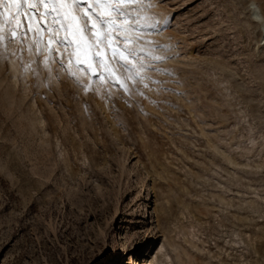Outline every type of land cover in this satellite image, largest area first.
<instances>
[{"label": "rangeland", "instance_id": "1", "mask_svg": "<svg viewBox=\"0 0 264 264\" xmlns=\"http://www.w3.org/2000/svg\"><path fill=\"white\" fill-rule=\"evenodd\" d=\"M155 3L143 69L93 50L111 82L51 5H0V264H264V0Z\"/></svg>", "mask_w": 264, "mask_h": 264}, {"label": "snow or ice", "instance_id": "2", "mask_svg": "<svg viewBox=\"0 0 264 264\" xmlns=\"http://www.w3.org/2000/svg\"><path fill=\"white\" fill-rule=\"evenodd\" d=\"M36 2L37 0H0V5L9 4L19 6L29 5ZM38 2L42 5L48 4L52 6L48 15L51 17L49 23L52 24L53 29L56 31L66 30L68 32L69 35L58 40V43L62 47H75L87 57L89 52H93L96 47L103 45L104 47L111 49V61L118 62L124 68L125 73H137L140 69L145 67L143 63H140L139 68H133L131 64L128 63V60L129 58L139 59L137 50L141 47V43L140 38L134 35L135 28L141 18L148 22L154 21V17L148 15V13L156 6L155 0H38ZM93 3L98 7L103 8L105 14L100 15L95 8L88 7ZM72 5H76V10L72 8ZM113 5H116V7H112ZM121 5H127L128 7H121ZM82 7L87 8V11L83 14H77ZM7 11V8L0 11V16H3L4 12ZM32 11L35 14V10L33 9ZM21 12L22 8L18 7L16 12L17 25L16 27H11L9 29V35L7 37L9 43L16 39L23 41L24 37L27 35V31H20L18 18ZM118 20L122 22L118 23ZM128 21L133 22L129 24ZM155 23L160 22L155 21ZM28 29L31 30L30 21ZM101 29H104V31L102 32ZM48 30L50 32L52 31V29ZM18 32L20 33L19 36H17ZM85 33L91 34V44L85 40ZM118 33H123L124 35H117ZM4 41V28L3 24H0V57L10 59V55H6L7 49L5 48ZM129 42L134 46H128ZM40 43L41 41L37 40V45ZM47 43L51 45L52 39H49ZM169 47L170 46L165 45L164 49L167 50ZM57 55L59 54L57 53ZM93 58L96 60L98 66L103 68L98 79L102 81L105 75H108L111 82L112 70L109 67L108 62L105 61L98 52H93ZM167 58L166 55L153 57V59L160 60H167ZM92 63V58L87 59L89 72L94 71ZM60 64L61 67H66L63 59H60ZM79 66L82 67L83 65ZM70 75H72L71 72ZM77 83L80 84L79 80H77ZM80 86L85 87L87 90L88 86Z\"/></svg>", "mask_w": 264, "mask_h": 264}, {"label": "bare ground", "instance_id": "3", "mask_svg": "<svg viewBox=\"0 0 264 264\" xmlns=\"http://www.w3.org/2000/svg\"><path fill=\"white\" fill-rule=\"evenodd\" d=\"M137 264V263H136Z\"/></svg>", "mask_w": 264, "mask_h": 264}]
</instances>
